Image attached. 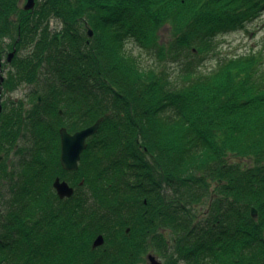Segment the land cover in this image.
Here are the masks:
<instances>
[{
	"label": "trees",
	"instance_id": "trees-1",
	"mask_svg": "<svg viewBox=\"0 0 264 264\" xmlns=\"http://www.w3.org/2000/svg\"><path fill=\"white\" fill-rule=\"evenodd\" d=\"M27 1L0 0V92L38 90L33 111L23 99L0 116V155L8 161L18 148L8 163L10 200L0 204V262L31 261L46 245L66 264H134L155 243L165 264H264L260 55L186 74L191 81L178 86L141 70L125 50L129 41L165 48V24L177 55L200 51L195 43L211 48L218 35L255 21L264 0H35L25 11ZM6 50H15L10 64L2 63ZM100 118L78 172L66 173L60 129L74 134ZM58 176L75 191L49 211Z\"/></svg>",
	"mask_w": 264,
	"mask_h": 264
},
{
	"label": "rangeland",
	"instance_id": "rangeland-1",
	"mask_svg": "<svg viewBox=\"0 0 264 264\" xmlns=\"http://www.w3.org/2000/svg\"><path fill=\"white\" fill-rule=\"evenodd\" d=\"M28 2V1H27ZM27 2L22 3L25 7L28 5ZM22 6V7H23ZM27 11V10H25ZM262 14L255 19V21L251 23H247L243 28H237L233 31L225 32V34H220L211 42V48L203 49L197 43V47H199L200 51H195L193 54L189 47H185L184 52L180 51L178 55L173 52L169 47L170 44L176 38L174 36V29L170 24H165L161 27L158 32L159 44L165 48H154L152 50L141 49L138 44L134 41H129L125 50L136 57L139 62V67L141 70H154L159 73H163L169 75L171 81L178 86L184 85L186 82H190L188 80L186 74H190L191 76H205L209 73H214L220 67L219 64L221 62H226L229 59H235L236 57H243L246 55H260L261 63L264 68V11ZM53 27L61 28L59 23L52 22ZM94 36V35H93ZM91 39V37H89ZM9 41L6 42V45ZM137 44V45H136ZM8 48V46H7ZM189 48V49H188ZM196 50V48L194 49ZM11 51H5L3 54L4 57L2 59V63H7L9 61V57L7 55ZM28 50L23 49L21 51V55H26ZM15 53V50L12 51ZM7 69H2V81L6 77ZM165 76V75H164ZM41 89H39L40 91ZM38 91L37 89H32V86L23 85L21 89L14 90L10 93L3 92V99L11 98L12 101H20L25 100V108L28 109L29 106L34 105V92ZM1 98V100H3ZM40 100V99H39ZM10 200V196L4 198ZM200 213H202L205 208L200 206L198 208ZM206 211V210H205ZM152 254L151 251L148 253ZM153 256V255H152ZM147 258V257H146ZM157 258V257H156ZM158 259V258H157Z\"/></svg>",
	"mask_w": 264,
	"mask_h": 264
},
{
	"label": "water",
	"instance_id": "water-1",
	"mask_svg": "<svg viewBox=\"0 0 264 264\" xmlns=\"http://www.w3.org/2000/svg\"><path fill=\"white\" fill-rule=\"evenodd\" d=\"M27 6L25 10H33L36 6L35 0H28ZM94 31H89V37H93ZM14 53L9 55V61L14 57ZM101 122H103V118H100L96 121V123L92 126L86 127V129H82L76 131L74 134H70L67 128H61L59 131L60 135V164L64 168V170L68 171H78L80 165L79 162L82 159V154L87 150L88 144L87 140L96 135ZM2 161V157H0V162ZM53 187L55 188L57 194L61 198H71L74 194V188L70 186L66 181H62L61 178H57L53 183ZM258 215L256 208L252 209L251 216L252 218ZM104 243V237L99 236L93 243L95 247H101ZM150 264H161L159 260L155 256H150L148 258Z\"/></svg>",
	"mask_w": 264,
	"mask_h": 264
},
{
	"label": "flooded vegetation",
	"instance_id": "flooded-vegetation-1",
	"mask_svg": "<svg viewBox=\"0 0 264 264\" xmlns=\"http://www.w3.org/2000/svg\"><path fill=\"white\" fill-rule=\"evenodd\" d=\"M8 64H10V62H8ZM10 90L9 89H6V92H9ZM14 91V90H13ZM12 91H10L11 93ZM0 93H3V89ZM10 100H1V94H0V116L2 114V112H4V110H6L7 112L10 111V112H13V108L14 106H17L19 105V101H15L11 98H9ZM41 99V98H39ZM24 103H25V100H24ZM25 111L26 112H29V111H33V106H29L28 109L25 108ZM61 114V112H60ZM17 151H18V148H16L15 150H12L10 152V155H9V160L7 161L6 159V156L5 155H0V157H2V161L0 162V204L3 203V199L4 198H7L8 197V187L10 186V181L9 180H6V178L8 179L10 177V169L8 167V163L11 164L12 162L16 161L18 158H17ZM6 163L4 165H2L3 163ZM8 169V171L6 172V170ZM55 189V188H54ZM56 192V190H55ZM6 193L5 197L3 196V194ZM49 197H54L55 200L53 202H49V204H47L46 206V210H51V205L54 204L58 207L61 206V202L60 200H57L56 198H59L58 195H57V192L53 195H50ZM69 199H65L63 201H67ZM71 202V201H70ZM70 202H64L63 204H68ZM71 203H76V201H72ZM0 212H3V213H0V217L2 218H5L7 217V215H5L7 212L4 208V206H1L0 205ZM5 212V213H4ZM47 212V211H46ZM143 237H145L144 234H141V235H135L134 236V239L135 238H141L143 239ZM0 240L3 242V245L6 247L7 245V242H5L4 244V241H3V237L0 236ZM0 241V243H1ZM136 244V243H135ZM52 245H54V243H52ZM137 245V244H136ZM33 246V244L31 245ZM12 249H16V247H12ZM43 251H41L40 253V257L39 258H35L34 256V252L31 253V256H30V260L31 261H18V262H15V261H1L0 264H24V263H28V264H66V260L65 258H62L60 259L59 261H56L55 259H57V257H52L50 258V252H49V247H47L46 245L43 247ZM149 252H147L146 250H144L143 252H141V255L140 257L136 258L134 260V264H148V258L150 256H152V254H148ZM147 257V258H146Z\"/></svg>",
	"mask_w": 264,
	"mask_h": 264
},
{
	"label": "bare ground",
	"instance_id": "bare-ground-1",
	"mask_svg": "<svg viewBox=\"0 0 264 264\" xmlns=\"http://www.w3.org/2000/svg\"><path fill=\"white\" fill-rule=\"evenodd\" d=\"M35 4H36V1H35ZM36 7V6H35ZM35 9V8H34ZM33 9V10H34ZM32 11V10H31ZM97 135V134H96ZM95 136V135H94ZM93 137V136H92ZM92 137H90V138H92ZM88 141V140H87ZM89 145V144H88ZM61 148V147H60ZM88 148V147H87ZM85 152V151H84ZM83 152V153H84ZM82 157H83V154H82ZM82 160V159H81ZM81 162V161H80ZM80 162H79V164H80ZM61 165V164H60ZM80 168V167H79ZM62 169H63V171H65L66 173H74V172H78V171H70V170H68V171H66V170H64V168L62 167ZM79 170V169H78ZM59 178H61L60 176H58ZM57 179V178H56ZM55 179V180H56ZM61 180L62 181H66V180H63L62 178H61ZM55 182V181H54ZM68 183V182H67ZM69 184V183H68ZM70 185V184H69ZM74 188V187H73ZM75 191V190H74ZM58 195V194H57ZM73 196V195H72ZM59 197V196H58ZM59 199H61V200H65V199H68V198H61V197H59ZM168 235V234H167ZM104 237V236H103ZM104 242H105V240H104ZM153 241L152 240H150V243H152ZM94 243V242H93ZM104 244V243H103ZM102 244V245H103ZM154 244L155 243H153L152 244V248H150V251H151V253H152V255L153 256H155V257H157L158 258V260H159V262L161 263V264H165L163 261V258L159 255V249H158V247L156 246V247H154L153 248V246H154ZM101 247H103V246H101ZM101 247H96V248H101ZM149 251V252H150ZM148 264H150V262L148 261Z\"/></svg>",
	"mask_w": 264,
	"mask_h": 264
}]
</instances>
